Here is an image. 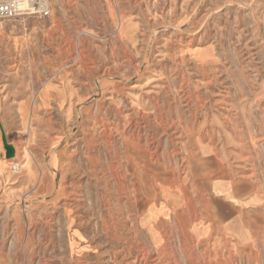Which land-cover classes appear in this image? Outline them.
<instances>
[{
    "label": "rangeland",
    "instance_id": "obj_1",
    "mask_svg": "<svg viewBox=\"0 0 264 264\" xmlns=\"http://www.w3.org/2000/svg\"><path fill=\"white\" fill-rule=\"evenodd\" d=\"M47 1L0 17V264H186L141 208L214 151L262 224L264 0Z\"/></svg>",
    "mask_w": 264,
    "mask_h": 264
},
{
    "label": "crops",
    "instance_id": "obj_2",
    "mask_svg": "<svg viewBox=\"0 0 264 264\" xmlns=\"http://www.w3.org/2000/svg\"><path fill=\"white\" fill-rule=\"evenodd\" d=\"M196 140L201 142L200 137ZM216 154L214 151L205 158L208 160L202 166L189 162L188 172L184 176L177 169L159 174L156 188L164 195V201L141 208L143 225L147 228L150 224L162 227L167 217L166 211L176 227L183 224L185 217L192 241L185 254L186 264H227L232 253H226L224 248L233 240L236 243L232 246L241 255V262L249 263L252 258L254 264H261L252 248L254 240L260 238L258 227L264 226V221L258 224L244 214L251 209L253 202L250 182L242 175L238 178L226 173L229 169L216 158ZM238 185L245 187L237 192L235 187ZM138 205L140 207V203ZM244 215L245 221L241 220ZM201 246L204 247L202 251L199 250Z\"/></svg>",
    "mask_w": 264,
    "mask_h": 264
},
{
    "label": "built area",
    "instance_id": "obj_3",
    "mask_svg": "<svg viewBox=\"0 0 264 264\" xmlns=\"http://www.w3.org/2000/svg\"><path fill=\"white\" fill-rule=\"evenodd\" d=\"M48 13L47 0H0V17L44 16Z\"/></svg>",
    "mask_w": 264,
    "mask_h": 264
},
{
    "label": "bare ground",
    "instance_id": "obj_4",
    "mask_svg": "<svg viewBox=\"0 0 264 264\" xmlns=\"http://www.w3.org/2000/svg\"><path fill=\"white\" fill-rule=\"evenodd\" d=\"M10 19V18H9ZM15 164V166H18L16 163H14ZM14 169V168H13ZM17 170V169H16Z\"/></svg>",
    "mask_w": 264,
    "mask_h": 264
}]
</instances>
